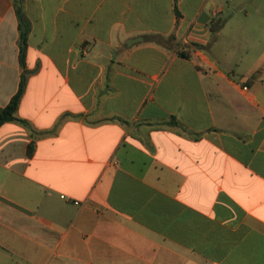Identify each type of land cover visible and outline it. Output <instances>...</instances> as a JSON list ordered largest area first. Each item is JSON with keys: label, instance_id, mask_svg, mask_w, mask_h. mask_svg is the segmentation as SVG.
I'll return each instance as SVG.
<instances>
[{"label": "crops", "instance_id": "0c3cea01", "mask_svg": "<svg viewBox=\"0 0 264 264\" xmlns=\"http://www.w3.org/2000/svg\"><path fill=\"white\" fill-rule=\"evenodd\" d=\"M24 10L22 67L0 0V111L26 78V124L0 128V264H264V0Z\"/></svg>", "mask_w": 264, "mask_h": 264}, {"label": "trees", "instance_id": "16d2710c", "mask_svg": "<svg viewBox=\"0 0 264 264\" xmlns=\"http://www.w3.org/2000/svg\"><path fill=\"white\" fill-rule=\"evenodd\" d=\"M24 2L25 0H13L14 3V7L19 19V28H20V34H21V56H20V60H21V64L22 67H24L25 65V55H26V49H27V41H28V37L31 31V25L30 22L28 21L26 14H25V10H24ZM221 28V23H215L212 26V30L213 31H218ZM259 76V73H257L256 75L253 76V78H257ZM25 88H26V78L25 76L22 79L21 82V86L19 89V92L17 93V95L12 99V101L10 102V104L4 108L3 110L0 111V128L6 124V123H10V122H20L23 124H26L25 121H22L20 119H18L17 117V112L22 100V97L24 95L25 92ZM33 154V147H30L29 150V155L32 156Z\"/></svg>", "mask_w": 264, "mask_h": 264}, {"label": "built area", "instance_id": "2783aa9c", "mask_svg": "<svg viewBox=\"0 0 264 264\" xmlns=\"http://www.w3.org/2000/svg\"><path fill=\"white\" fill-rule=\"evenodd\" d=\"M245 90H247V89L245 88ZM76 205H80V203L79 202H76Z\"/></svg>", "mask_w": 264, "mask_h": 264}]
</instances>
